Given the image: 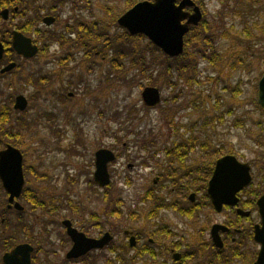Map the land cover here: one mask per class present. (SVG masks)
<instances>
[{"label": "rangeland", "instance_id": "1", "mask_svg": "<svg viewBox=\"0 0 264 264\" xmlns=\"http://www.w3.org/2000/svg\"><path fill=\"white\" fill-rule=\"evenodd\" d=\"M123 1L91 0L88 12L81 13L65 5L58 20L46 28L49 33L38 38L43 39L46 49L29 61L15 59L14 70L0 77V112L3 107L7 114L19 94L28 101L26 111L19 115L13 112L7 127L17 128L15 116L26 121L18 147L25 166H32L39 174L35 177L25 171L23 188L45 202L43 207L32 208L21 201L28 208L21 220L11 217L16 224L12 232L0 225V254L7 238L22 240L29 233L44 251L37 255L39 264H68L63 257L70 241L59 222L69 218L88 236L97 237L106 231L113 236L108 247L92 252L97 256L84 257L76 264H149L148 256L137 262L127 257L134 251L125 245L128 240L123 229L148 231L153 222H180L171 221L174 214L170 212L147 217L152 206L145 194L154 189V159L165 161L164 153L172 145L195 141L194 151L185 155L188 165L204 158L207 145L209 152L219 149L251 163L255 174L264 166L263 111L256 101L257 82L264 71V0H202L204 27L198 35L212 37L213 44L202 47H212L207 49L212 62L194 57L195 48L201 44L193 39L175 60L189 61L183 58L188 53L194 57L193 71L182 69L180 63L171 71L152 65L144 74L130 58L152 48L149 38L143 37L136 44L137 52L124 55L120 67L112 65L116 54L113 47L94 45L88 39V29L95 23L97 29L105 28L107 23L102 19L118 15ZM41 2L37 0L35 5ZM101 4L113 8L110 15ZM252 20L258 23L254 36H240L241 29ZM107 32L123 34L116 27ZM87 40L88 47L83 48ZM154 56L150 55L152 59ZM146 86H156L160 91L161 101L155 107L148 108L142 101ZM99 148L112 149L117 155L108 165L110 182L102 187L93 182ZM156 149L161 152L152 158ZM207 158H212L210 153ZM143 160L148 163L143 164ZM5 202L0 181V213ZM119 254L125 263L118 259Z\"/></svg>", "mask_w": 264, "mask_h": 264}, {"label": "flooded vegetation", "instance_id": "2", "mask_svg": "<svg viewBox=\"0 0 264 264\" xmlns=\"http://www.w3.org/2000/svg\"><path fill=\"white\" fill-rule=\"evenodd\" d=\"M35 1L37 0H0V44L3 48L0 58V77H4L6 73L14 70L17 66L15 59H19L20 62L29 61L35 58L39 52H43L46 49L45 44L41 41L43 39L38 38H43L49 33L46 28L50 27L58 20V17H60L63 12L62 7L64 8L65 5H69L73 7V11L78 9L80 13L82 11L88 12V4L91 2V0H84L83 3L79 2V0H41L42 2L40 4L38 3L35 5ZM155 1L156 0H124V7L118 15L102 19V21H106L107 23L105 28L102 27L104 33L106 32L108 34L106 37L108 38L111 36L107 30L116 27L117 30L118 28L121 29L126 36L144 37L148 39V37L141 33L131 34L127 27L119 23V19L136 5L143 2L152 4L155 3ZM191 1L192 4L189 5L184 0H174L176 6L182 4V11L186 14L191 15L195 7H198L201 11L200 20L197 23L189 24L187 31L183 35V50L185 45L188 46L189 37H191L192 32L195 29H200L203 25L202 0ZM32 2L34 5L30 8ZM103 6L105 8H103ZM101 7L103 8L102 10H106L105 12L109 15L110 11L113 9L107 4H101ZM21 17H23V20L15 22L16 19ZM187 20L188 16L184 17L181 22L185 23ZM108 21L112 22L110 23ZM93 26L96 27V23L92 25V27ZM87 29L88 25L86 24L84 30L86 31ZM95 31H100V28ZM14 33H21L23 36L30 38L32 44L37 46L36 54L27 57L19 53L13 46ZM72 33L73 31L70 29V35ZM89 41L92 43L91 39ZM154 45L151 49L143 51L144 60L150 59V55L156 53V46L154 47ZM82 46L83 48H87L88 42L85 41ZM158 49L164 53L162 49ZM179 55H166L170 62L167 64L169 71L176 67H174L172 61ZM65 58L67 59V57ZM130 62L135 65L137 69L145 67L138 65L132 57L130 58ZM12 63H14L13 67L4 70ZM180 67L182 69H187V71H193L189 69L186 64ZM149 69H151V67H149ZM263 73L264 71L261 73L260 77ZM17 96L14 98L13 106L7 109L8 112H6L7 114H5L6 116L4 117L5 121H0V150L5 149L8 145L17 148L22 154L23 177L25 171L33 173V175L37 177L39 173L32 166H25L23 162V152L18 147L21 145V130L27 129L26 121L21 117L15 116L18 125L16 128L17 130L12 127H7V124L10 123L13 118V112L19 115L28 108V101L23 110L14 107ZM67 96L70 97L71 94L68 93ZM146 107L151 108L149 106ZM260 108L263 111L264 126V108ZM1 110L0 119L4 114L3 109ZM3 134L5 136L4 139L1 137ZM196 145L197 144L194 143L188 145L180 141L178 144L172 145L165 151L164 154L165 157H167L165 161L159 162L156 159L153 160L156 174L153 181L154 186L152 185L154 189L145 194V199H148L152 206V208L149 206L151 209L147 212V217L153 218L155 216L156 218L159 212H170L174 214V218H171V221L176 219L180 222H153L154 224L151 225L148 231L142 228L131 227L123 229L124 237L128 240L125 245H127L130 250L132 249L134 251L131 257H127L132 259L131 261L137 262L141 260L142 257L148 256L151 258L149 264H264V201L261 202L262 205L260 204V198L264 194V166L261 168L259 174H255L254 167L248 162L251 181L234 193L235 199L233 196L228 197L227 193H225L223 195H226L227 200H229L228 202H222L221 199H218L219 197L213 201L209 191L210 181L213 178L217 161L222 156L228 155L229 153H223L219 149L209 152L207 147L203 150L210 153L212 158L208 159L207 153H204V158L201 159V161H194L193 166H191V164H187L185 155L187 156L189 151L193 152ZM110 150L112 151V149ZM154 151L152 158H155V155L161 152V150L157 149ZM114 154L115 159L109 162L108 165L116 160L117 155L116 153ZM147 163L146 160H143V164ZM127 166L132 167L133 164H127ZM1 187L3 188L2 181ZM4 191L6 192V202L4 212L0 213V225L5 226L4 229H8L9 231L13 230V227L16 226L11 217L13 216L17 218L16 220H21L25 212L24 210L28 208L23 205L21 201H25L26 204L30 203L32 208L45 206V202L34 197L32 192L27 188H22L20 195L11 201L9 200L10 194L5 189ZM161 192H163V194ZM223 195L219 194V196ZM193 219L197 221L193 222ZM51 221H55V219ZM65 222H68L70 226L77 229L79 232L84 233L86 237L99 239L107 233L111 236V239L108 244L104 245L102 248L91 249L77 257H68V252L74 246V240L68 233V226ZM59 223L64 227L66 237L70 241V247L63 257V260L68 264L80 263L84 257L88 258L93 256L92 252L105 249L113 239V236L108 231L97 237L88 236L84 229L81 230L75 227L73 220L69 218H63ZM7 234H10V232ZM9 240L7 238V240L3 242L5 249L0 254V264H5L3 260V255L5 253L21 244H27L31 247L29 263L39 264L37 255L44 251L41 246L38 245L37 241H35L33 235L27 233L22 240L10 236ZM15 257H17L18 260L10 262L9 264H25L20 261V255ZM117 257L122 263H125L124 258L120 256V254Z\"/></svg>", "mask_w": 264, "mask_h": 264}, {"label": "water", "instance_id": "3", "mask_svg": "<svg viewBox=\"0 0 264 264\" xmlns=\"http://www.w3.org/2000/svg\"><path fill=\"white\" fill-rule=\"evenodd\" d=\"M191 5V0H184ZM188 16V20L182 23V19ZM201 18V11L198 7L190 14L182 11V4L176 6L174 0H156L155 3H140L124 14L119 23L129 30L131 34L141 33L148 37L155 45L162 49L165 54L176 56L183 51V35L187 31L189 24L197 23ZM13 46L24 56H32L37 52V46L32 44L31 39L23 36L21 33H14ZM2 45L0 44V58L2 56ZM14 66V63L8 65L4 70ZM143 102L147 106H155L160 101V91L157 87L147 86L141 93ZM257 102L264 108V73L258 81ZM27 105L25 96L16 97L15 108L23 110ZM115 158L114 153L107 148H99L95 152V171L93 174L94 182L98 186H106L110 182L108 173V163ZM0 179L3 188L10 194L9 200L18 197L24 184L22 154L10 145L0 150ZM251 181L250 166L247 162H240L234 155L222 156L216 164L213 178L210 181V195L214 201L221 199L222 202H228V197L247 185ZM219 194L223 196H219ZM235 199V198H234ZM264 201V194L260 198V204ZM232 202V201H230ZM67 223L68 233L74 240V246L68 252V257H77L85 252L102 248L108 244L111 236L105 234L99 239L89 238L84 233L79 232ZM30 245H17L11 251L3 255L5 264H9L20 255V261L29 263Z\"/></svg>", "mask_w": 264, "mask_h": 264}, {"label": "trees", "instance_id": "4", "mask_svg": "<svg viewBox=\"0 0 264 264\" xmlns=\"http://www.w3.org/2000/svg\"><path fill=\"white\" fill-rule=\"evenodd\" d=\"M255 25H258V23L255 21V20H252L251 22H249L248 24H245V27H243L240 31V36L246 38V39H250L251 37L254 36L253 34V28L255 27ZM204 26H202L200 29H202ZM200 29H195L192 34H191V37H189V43L194 39L195 41L199 40L198 41V45L201 44V46H197L195 48V54H194V57H205V58H208L209 57V62H212V56L210 53H208L207 49L208 50H211L212 47H208L207 49L204 47L202 48L203 46L205 45H208L209 44H213L212 42V37L211 39H208V38H204L203 36H200L198 35V32H200ZM97 30V28L95 26L92 27L91 30L88 29V39H91L92 43L94 45H98V44H102L103 47H107V46H110V47H113L116 51V54L112 56V65L114 67H120L121 65V62L120 60L125 57L124 55H130L134 52H137L135 50L136 48V44L142 40L141 37H129V36H126V34H122V36L120 34H117V35H111L109 36L108 38L106 36H108V34L104 33V30L102 28H100V31H95ZM87 31V30H86ZM91 31H94V32H91ZM226 33L223 35L225 36ZM53 38H55V40H58L60 42H69V40H66L65 38H57L55 35H52ZM134 41H135V44H134ZM88 42V40H87ZM203 43V45H202ZM154 45V44H153ZM155 47V45H154ZM152 55H155L152 58L148 59V60H144V54L142 52H137L136 54H134L133 56H136V57H132V59L135 60V62L138 64V65H141V66H145L144 68H141L138 69L139 72L141 73H146L149 69V67H151L152 65H156L158 68L160 69H163L165 71H169V67H168V63L169 62V58L164 55L157 47H156V53L155 54H152ZM215 55V54H214ZM184 56H186L187 58H189V61H185L183 60V62H179L178 61L176 62L175 60L176 59H173V63L175 66H178L180 63H181V66L186 64V66L189 67V69H195V64L192 63L193 62V59H191L189 56H188V53L186 54L185 52V55H183V58ZM44 79V78H42ZM41 79V80H42ZM3 109V108H2ZM6 111V109H5ZM4 111V112H5ZM5 113L2 115L0 121L4 122L5 119ZM2 139L5 138L4 134L1 136ZM193 143L195 144L196 142L193 141ZM202 147V145H201ZM203 147H204V144H203ZM205 147H207V145H205ZM204 147V149H206Z\"/></svg>", "mask_w": 264, "mask_h": 264}]
</instances>
